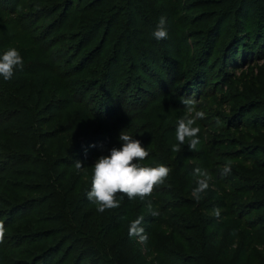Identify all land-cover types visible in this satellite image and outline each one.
<instances>
[{"label": "trees", "instance_id": "1", "mask_svg": "<svg viewBox=\"0 0 264 264\" xmlns=\"http://www.w3.org/2000/svg\"><path fill=\"white\" fill-rule=\"evenodd\" d=\"M19 3L10 11L17 5L14 24L24 37L0 36V55L15 47L23 57L10 80L0 76V264H264L256 251L264 248V111L245 124L247 111L264 109V88L250 91L263 102L202 110L196 149L186 140L172 151L178 121L189 116L177 97L213 109L232 71L264 59V0H192L186 15L176 0H24L21 11ZM162 16L167 38L157 40ZM58 41L67 49L52 52ZM156 84L159 99H144ZM212 124L232 150L214 147L222 143L211 138ZM122 131L147 148L139 163L171 172L143 201L118 194L119 207L101 213L87 198L93 165L122 146ZM222 155L242 167L225 175L215 158ZM196 168L212 177L199 200ZM140 216L147 242L129 235ZM229 217L238 224L222 244L212 227Z\"/></svg>", "mask_w": 264, "mask_h": 264}, {"label": "clouds", "instance_id": "2", "mask_svg": "<svg viewBox=\"0 0 264 264\" xmlns=\"http://www.w3.org/2000/svg\"><path fill=\"white\" fill-rule=\"evenodd\" d=\"M166 19L161 17L157 24L153 36L157 39L167 38V29L165 27ZM23 67V57L15 47L8 48L0 55V76L5 81L10 80L17 68ZM181 103L185 106L188 113H194L186 118H181L176 127L177 144L172 145V151L179 153L180 145L189 141L190 150H195L199 143L198 135L200 127L195 126L197 120L203 118L204 113L195 110L196 100L193 97H184ZM119 139L123 141L121 147H113L109 155H101L96 160L94 171L91 179V190L87 192V198L97 205L98 212H105L109 209L119 207L120 201L116 199L118 194L134 200L139 197L142 201L152 195L155 189L162 185L169 176L171 169L164 164L149 166L139 163L145 160L149 152L143 146L140 140L121 132ZM77 168H82L81 161H76ZM225 175L231 172V163L223 167ZM197 176V187L194 189V196L197 200L200 193L206 191L209 187L208 181L212 179L211 174L200 168L194 170ZM149 211L153 216L159 214L153 209L151 202L148 203ZM220 210L216 209L215 214L218 216ZM144 217L140 216L131 221L129 228L130 236H139L142 242H147V235L141 227ZM6 228L0 220V244L4 242Z\"/></svg>", "mask_w": 264, "mask_h": 264}, {"label": "rangeland", "instance_id": "3", "mask_svg": "<svg viewBox=\"0 0 264 264\" xmlns=\"http://www.w3.org/2000/svg\"><path fill=\"white\" fill-rule=\"evenodd\" d=\"M11 1H12V4L14 2V0H0V36L1 37H4V36H19L21 38L24 37V34L23 32L14 24V19H13V12H14V9L17 8V5L14 4V9L13 11H10L11 8H12V4H11ZM167 2L169 4H171L172 0H167ZM177 4L180 6V8H182L183 10V14H187L189 13L190 9L192 8H186V6L188 4H190L192 2V0H176ZM20 7H18V10L21 11L22 10V7L24 5V0H20ZM176 4V3H175ZM198 11H196L195 13H197ZM45 22L42 23V25H44ZM232 29V28H231ZM184 32V31H182ZM62 33V32H61ZM66 34V31L65 29H63V34H62V37H64ZM55 36L59 35V33L57 34H54ZM101 38V34L100 36L98 37V39H96L94 41V44H97L99 41V39ZM58 38H56L55 40H57ZM72 41H69V44H71ZM223 43H221L219 46H222ZM67 46L68 44L65 42V41H58L56 42V45L54 46V51L52 52H62L63 50H66L67 49ZM113 48V45L112 44H109V46H107L105 48V51L103 54H106V56L111 53V50ZM221 50V49H220ZM219 53H221V51H217L215 56H214V60H218V61H221V57L219 56ZM98 62H101L99 61V59H97L96 63L97 64ZM246 65V63H245ZM244 65V66H245ZM96 66V65H94ZM243 66V67H244ZM231 71L234 70V69H230ZM232 75L234 76H231V81L230 82H227L226 85L224 86L223 89H220L221 93L218 95V99H220L221 97V102L222 103H219V104H216V103H211L212 104V108L211 109L210 107H206L204 103V105L202 104L201 107H197L198 104L196 103L195 105V110L196 111H200V112H203L202 110H213V112H216L217 110H221V112H228V110L231 109V107L234 105H242V106H247L249 105L251 102L253 101H256V102H263L262 101V98L259 96V95H256L255 94H251V90L260 85V89H263L264 88V59H258L255 61H252L250 62L249 64H247V67L245 68H242V69H238V70H234L232 71ZM224 79H218V81L216 82L217 85L220 83H224L223 81ZM169 84V80H166L164 85H168ZM171 87V85L169 86ZM176 89V88H175ZM251 91V92H250ZM250 92V94H249ZM153 93V94H152ZM162 95L161 93V89H159V86L158 84H156V87L154 89H152V92H150L149 94L147 95H144L145 98L144 99H147L149 100L150 102H152L155 98L159 97ZM184 97H188V96H182V97H177L178 99H176L177 102H180L181 103V99L184 98ZM129 98V97H128ZM174 96L171 94V95H165L163 98H160L159 101H155L154 104H161L167 100H170V99H173ZM115 102L118 103L119 99L118 98H114ZM148 101V103H150ZM210 104V103H208ZM222 104V105H220ZM160 105V106H161ZM123 110V108H122ZM182 110V109H181ZM185 114H188L189 116L194 114V113H188L187 110H182ZM263 111L264 109L262 107L260 108H256V109H253V110H250V111H247L246 114L247 116L245 117V124L248 125V126H252L254 123H252L253 119H261L262 115H263ZM217 118V117H216ZM214 124H212V128H208V130L210 132H212L214 136L210 135L211 138H213L214 140H217V142H220L222 143L221 140H223L224 138H228V136L224 135V133H221V135H219V131H214V127H213ZM234 133L231 135L232 136H235V134H237V131H233ZM244 132H247V133H250V134H257V135H261L262 132L259 130V129H245ZM227 134V133H226ZM237 137L239 139H241V141H246L248 144H255L256 141H252L250 140L249 138H240L239 135H237ZM223 144V145H222ZM222 144H219L217 146H214L215 148H219L218 149V152H220L221 154H223V151L224 150H232L233 148L230 147L229 145H224V143ZM227 144V143H226ZM227 148V149H225ZM223 150V151H222ZM251 150V149H250ZM226 153H224L225 155ZM251 154L249 150H247V154ZM224 155H222V157H215L217 158V161L219 162V168H223L226 164H229L231 163V168H237L238 169L240 167H242L238 161H235V159H230L228 157H225ZM208 158H214V156L212 155H206L204 157V160H208ZM221 162H222V165H221ZM238 163V165H237ZM214 189V188H213ZM255 214V213H254ZM253 214V215H254ZM237 219L234 218V217H229V218H226L224 219L223 221H219V222H214L213 224V227H212V230H221L222 231V234H221V237H220V243L224 244L226 242V239H227V236L228 234L230 233V231L233 229V227L235 225H237ZM211 231V229H210ZM260 240H264V238H261ZM241 246V241L240 243L238 244V247ZM143 248V247H141ZM144 249H139V252L142 253ZM235 250V248H234ZM257 252H263L261 254L264 255V248L263 246H258ZM139 253V254H140ZM260 253H256L255 252V255L258 256ZM142 254H140L141 256ZM249 260L248 258L246 259V262L245 264H248Z\"/></svg>", "mask_w": 264, "mask_h": 264}]
</instances>
